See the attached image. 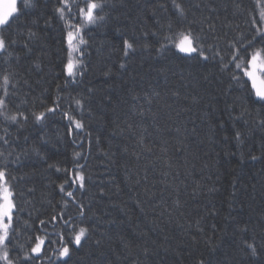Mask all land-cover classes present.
Segmentation results:
<instances>
[{"label": "trees", "instance_id": "obj_1", "mask_svg": "<svg viewBox=\"0 0 264 264\" xmlns=\"http://www.w3.org/2000/svg\"><path fill=\"white\" fill-rule=\"evenodd\" d=\"M59 2L23 10L10 33L17 43L0 55V77L11 74V112L59 102L40 123L0 117V167L18 193L19 254L35 236L57 240L63 212L89 228L88 239L62 259L59 245L46 243V258L31 264H264V104L246 77L238 84L222 69L233 42L264 31V0H179L186 18L171 0H107L106 21L85 34L84 73L74 83L63 70ZM189 27L209 60L171 44L159 51L163 37ZM125 39L136 42L128 57ZM77 171L84 189L73 183ZM245 242H255L258 257Z\"/></svg>", "mask_w": 264, "mask_h": 264}, {"label": "snow or ice", "instance_id": "obj_2", "mask_svg": "<svg viewBox=\"0 0 264 264\" xmlns=\"http://www.w3.org/2000/svg\"><path fill=\"white\" fill-rule=\"evenodd\" d=\"M171 2L175 14L180 18H186V9L183 3L179 0H171ZM37 3L38 0H5L2 9H0V55H10L9 49L17 43L10 35L13 24L19 21L24 14L23 10L35 8ZM107 6V0H60L59 6L55 9L59 19L64 22L67 29L65 34L67 59L63 70L66 77L70 78L73 83L76 82L77 77H82L84 73L83 57L86 50L85 46L88 44L85 34L106 21L104 12ZM73 7L76 9L75 12L72 10ZM261 19H264V11L261 12ZM169 30H171V24H169ZM35 35L36 33L29 32L30 38ZM170 44L186 56L192 57L195 55L205 61L210 58L206 55L201 38L190 27L175 33L173 36L163 37L159 51H165ZM123 45V55L125 57H128L130 52L136 51L135 41L125 39ZM230 48L232 49L230 53L231 64H222V69L228 71L231 79L238 84L241 83V77H246L243 82L245 84L251 82L250 91L258 103L264 104V31L257 29L256 35L247 38L246 42L243 40L238 44L233 42ZM214 55L218 56L219 54ZM220 59L223 60L222 57ZM120 67L123 69L125 65L122 63ZM233 69L238 71L240 75H237ZM10 77V73L0 77V80H2L0 88L3 89V95L0 96V117H3L5 121L23 126L31 117L35 122L40 123L45 121L49 114H55L58 111L59 102L57 100L54 102V106L46 107L44 111L27 114L24 111L11 112L9 110V97L11 95L9 85L12 83ZM75 104L78 109L83 110L82 100L75 99ZM63 114L76 129L84 127L81 120L75 119L68 112ZM235 135L236 139L239 140L241 133L236 132ZM7 142L5 140V143ZM0 155H3V153H0ZM76 155L79 157L80 154L77 153ZM80 167L82 166L78 164L77 168ZM57 171H60V169H57ZM14 179L15 177L11 176L7 168L0 167V262L2 264H31L33 261L42 260L46 258V243L49 245L50 250L51 245H59L54 250L56 259L70 257L72 247H78L82 241L88 239L89 228L82 224L78 225L72 217L66 216L63 212L59 214V222L63 225V231L57 233V240L49 239L47 233L44 236H35L28 251L23 252L22 255L19 254L22 251V246H18L14 238L17 235L15 217L19 215L20 209L17 205L18 193L10 182ZM73 183L78 184L80 189L85 188L86 177L83 172L77 171L75 173ZM60 189L64 191L63 184L60 185ZM66 195L72 197L73 193L68 191ZM77 206L80 216L83 217L85 215V205L78 203ZM56 219L57 217H52L53 221ZM40 224L45 225V221L41 220ZM244 231H247V229H244ZM97 243L99 242L97 241ZM245 247L253 257H258L259 253L255 242H245ZM64 264H67V260H64ZM201 264H203V261H201Z\"/></svg>", "mask_w": 264, "mask_h": 264}, {"label": "rangeland", "instance_id": "obj_3", "mask_svg": "<svg viewBox=\"0 0 264 264\" xmlns=\"http://www.w3.org/2000/svg\"><path fill=\"white\" fill-rule=\"evenodd\" d=\"M5 2V0H0V9H2L3 3Z\"/></svg>", "mask_w": 264, "mask_h": 264}]
</instances>
